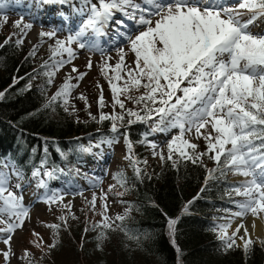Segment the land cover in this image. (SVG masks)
Returning <instances> with one entry per match:
<instances>
[{"label": "snow or ice", "instance_id": "1", "mask_svg": "<svg viewBox=\"0 0 264 264\" xmlns=\"http://www.w3.org/2000/svg\"><path fill=\"white\" fill-rule=\"evenodd\" d=\"M34 2L37 9L54 5L71 7L83 19L75 29L53 26L51 30H41L39 43L32 45L25 60L36 58L46 39L53 41L48 44V59L26 77L14 76L9 88L30 77L20 89L21 92L29 91L33 87L32 81L42 75L45 84L39 86V90L47 95L45 87H51L58 72L66 65H72L71 72L65 75L43 107L59 104L71 115L77 111L73 100L79 99L84 101L87 111L91 107L88 97L84 93L73 97V91L93 68V61L89 56L85 65L88 71H79L72 62L81 50L99 53L100 74L111 93L112 112L103 110L108 101L103 86L97 81L99 112L97 116L88 111V117L100 124L111 122L110 135L97 129L99 139L93 141L92 134H89V144L78 145L77 150L93 154L94 149H102L123 138L125 159L129 161L135 179L142 181L146 173L140 165H146L147 160L135 155L129 129L135 124H143L147 130L138 143L147 144L152 149L153 158L158 157L161 164L170 162L173 168L187 162L203 166L206 156L216 166L208 169L205 188L209 180L226 181L229 172L241 178L229 185L225 192L236 210L224 209L228 215L211 228L220 242L221 251L241 248L248 255L255 245L264 247V238L254 237L245 226V218L249 215L254 218L253 232L256 219L264 223V31H254L264 24V0H236L232 4L226 0H80L78 8L73 0ZM10 6L9 0H0V13ZM117 13L123 18L116 19ZM6 22L7 16H0V24ZM34 23V19L24 22L23 16L14 21L13 27L17 31L4 38L0 49L13 41L14 46L20 48ZM109 25L112 26L111 35L107 31ZM62 31L68 33L63 38L59 36ZM132 31L136 32L134 36ZM102 40L107 48L102 45ZM122 42L127 43V49L116 47L115 62L111 63L114 58L106 53ZM129 52L134 55L132 65L126 60ZM7 91H0V99ZM126 102H131L134 107H127ZM77 122H80L79 117ZM173 130L176 134L171 135L164 148L150 139L154 133L165 134ZM201 138L206 145L203 152L198 151V144L194 142ZM44 152L45 157L33 168L31 177L42 192L41 201L59 207L61 214L57 217L58 223L45 224L53 230L51 243L45 242L34 230L32 232L35 239L30 243L41 251V258L56 247L55 237L61 230L69 229V220L78 219L72 212V201L66 200L67 196H83L84 193V189L70 192L50 187V181L66 173L57 166H48L47 142ZM79 174L76 170V175ZM13 177L18 181L15 185H11ZM112 178L115 184H110L107 191L101 190L99 197L95 191L91 199L84 197L89 211L100 216L97 221H88L86 217L84 228L85 233H95L98 251L104 250L109 232L119 230L137 246L141 244V236L146 239L149 235L138 233L125 223L134 210L131 202L120 200V203L127 204L123 213L108 214L109 194L123 197L130 191L123 171L114 172ZM23 179L24 174L14 161L0 159V240L6 246L0 250V256L4 264H10L15 255L12 249L15 232L29 218V208L22 196L24 185L19 182ZM90 180V187H99V178L91 177ZM117 186L123 191H115ZM13 187L16 191L12 190ZM197 198L199 194L185 204L183 213L189 212V206ZM98 199L99 212L96 210ZM237 218L239 223L233 228V220ZM178 219L168 218L167 228L176 247L177 264H182L181 250L175 244ZM18 259L24 264H38L29 249H24Z\"/></svg>", "mask_w": 264, "mask_h": 264}, {"label": "trees", "instance_id": "2", "mask_svg": "<svg viewBox=\"0 0 264 264\" xmlns=\"http://www.w3.org/2000/svg\"><path fill=\"white\" fill-rule=\"evenodd\" d=\"M9 2L11 6L4 13H0V16L6 15L8 11L17 13L18 10L39 14L40 10L46 8L43 6L37 9L34 0H9ZM73 2L77 8L80 6V0H73ZM56 6L54 5L55 9ZM6 16V24H0V43H3L4 38L10 33L17 31L13 27L12 17ZM19 19L21 16L16 17V20ZM31 47L32 45L24 42L20 48H16L13 41L0 49V91L8 89L4 98L0 99V159H11L24 174L21 182H28L24 193L41 197L42 192L37 188V182L31 177V172L45 157L46 142L48 148L46 158L49 167L57 166L64 169L66 175L61 177L71 180L72 183L78 181L79 177L90 181L91 177L97 178V176L82 169V166L92 164L93 158L89 153L79 152L77 146L81 144L87 146L89 134L99 139L93 130L94 127L110 135L111 122L105 121L100 124L88 117V111L97 116L99 112L96 104L99 92L96 87H93L92 80L87 82L89 92L86 94L91 107L85 111L84 101L76 99L74 104L77 111L71 115L66 113L59 104L51 108L43 107L47 98L63 81L59 82L57 87H45L47 95L39 90V86L45 84V77L42 75H37V78L32 81L33 87L29 91L21 92L20 89L25 87L30 77L9 88L14 76L26 77L33 72L34 68H39L35 58L25 60ZM106 100L108 104L103 110L111 113V93ZM126 104L129 108L134 107L131 102ZM116 110L119 111V108ZM77 117L80 122H77ZM146 130L147 126L143 124H135L129 129L135 155L141 160H147L146 165H140L145 169V176L142 181L136 180L130 168L128 174L130 191L123 197L110 194L119 201H128L134 205L131 218L125 223L138 233L149 235L146 239L141 236V244L137 246L119 230L109 232L110 238L106 242L111 245L110 264H177L176 247L171 242L167 228L168 218H179L176 225L175 244L181 250L182 264H264V247L255 245L248 255L238 248L223 252L215 233L211 231L214 226L211 220L214 212L233 206L229 198L225 196L228 186L234 184L227 182L229 173L226 181L209 180L205 188L207 171L216 166L206 156L203 158V166L199 163L194 165L187 162L181 163L178 168H173L170 162H165L157 167L153 160L148 158L147 144L138 143ZM168 134L170 133H154L150 139L158 142L166 138ZM58 148L60 151H57ZM200 149L198 147V151ZM61 153L64 155L62 156ZM76 170H79V175H76ZM49 183L50 187L58 185V179ZM202 188L204 191H201ZM115 191H123V189L116 187ZM198 194L199 198L189 206V212L183 213L185 204L192 201ZM82 203L87 212L89 209L84 199ZM97 220L93 218L92 221ZM84 228L77 239L71 237L72 249L79 259L77 264H83L84 261V256L79 257V255L84 252L89 253ZM45 256L48 257L47 254ZM41 264L58 263L50 258L47 263Z\"/></svg>", "mask_w": 264, "mask_h": 264}, {"label": "rangeland", "instance_id": "3", "mask_svg": "<svg viewBox=\"0 0 264 264\" xmlns=\"http://www.w3.org/2000/svg\"><path fill=\"white\" fill-rule=\"evenodd\" d=\"M226 2L232 4L235 3L236 0H226ZM58 7H57L58 9H56L57 13L55 17H52L51 14H48L43 11H40L38 15L36 14L29 15L25 11H21V10H18L17 13L8 11L6 15L12 17L11 20L12 22L16 21V17L18 18V16H23L24 22H30L33 19L35 20L33 28L29 31V34L25 39V43H27L28 45H33L39 43L38 33L41 30L48 31L51 30L53 26L65 27V28H68L69 26L72 29H75L82 22L83 18L78 14L74 13L73 9H69L68 7L64 8L60 5ZM62 12L64 14L63 16L61 15ZM65 17H67V20L65 19ZM119 17H121V15L117 13L116 19H120ZM254 31H264V24L260 25L258 29H254ZM67 34H68L67 31H62L59 33V36L63 38ZM131 34L134 36L136 32L132 31ZM50 43H53V41H49L46 39V42L41 46L37 54V57L35 58V62L37 64L41 65L44 60L48 59L49 57L48 44ZM102 45L105 46L106 48L108 47V45L107 46L105 45L104 41ZM120 46H123L127 49V43L122 42L121 44L112 46L111 51L106 53L113 56L114 59L111 61V63L115 62V58H116L115 49L116 47H120ZM73 47H75V45H73ZM89 56H91L94 65L90 71H88L85 68ZM100 60L101 57L99 53L92 54L86 50L79 51L77 58L72 62V64H74L79 71H88V75L80 83V86L77 89H74L73 97L77 96L79 93H84L86 95L89 92V85L87 82L89 80H92L93 87H96V82L99 81V83L103 86L105 97L107 99L109 98L110 91L108 88V84L100 74V68H99ZM126 60L129 65H132L134 61V55L129 52ZM71 67L72 65H66L62 70L58 72L57 76L54 79L52 85L53 87L55 86L57 87L59 82L63 81L65 75L71 72ZM75 100L76 99L73 100V103H75ZM93 130L96 132L97 130L96 127H94ZM173 134H176V130H173L172 133L168 134L166 138L155 143H157L160 146V148H164L167 143V140L170 139L171 135ZM91 139L93 141L98 140L96 139L95 136H91ZM194 142L197 143L198 147L201 148L200 149L201 152L206 147L205 141L202 138L198 140H194ZM88 144H89V135L87 140V145ZM151 152L152 149L149 147L147 154L148 158L153 160V162L155 163V165H157V167H160L161 162L159 161V158L158 157L153 158ZM90 155L93 158L92 164L85 166L83 165L82 169L87 170L88 172H92V174L96 175L97 178L100 179L99 187L96 188L90 187L89 185L91 183V180L88 181L83 177H79V179H77L78 181L72 183L71 180L69 179L66 180L61 176L58 179V185L56 184L55 186L51 187L54 189L68 190L70 192H75L78 191L79 189H84V193L83 196L71 195V194L67 196L66 200L72 201V212L75 214V216L78 219L76 220L70 219L69 229L61 230L59 235L55 237L56 247L53 248L50 253H47L48 257L44 255L43 258H41V252L39 253L36 250V248L33 247V245L30 243L31 240L35 239V237L32 236V232L34 230L43 237V240L45 242L51 243L53 240V235H52L53 230L48 227H45V224L58 223L59 221L57 220V217L61 214V210L57 206H49L48 204L42 202L41 197L38 195L34 196V194L24 193L26 187L28 186V182L19 181L22 185H24V187L22 188V196L25 206L29 208V218L25 221L22 228L20 230H17L14 234L12 240V249L15 255L11 258L10 264H24V261L18 259V257L22 255L24 249H29L33 253V258L38 262V264L47 263L50 258L56 261L58 264H72V263L77 264L79 259H78V255H76L72 249L71 237L77 239L78 236L81 234L82 229L85 226L86 216L88 221H92L93 218L98 220L100 219L99 215H93L89 210H87V212L85 211L82 203L84 197L91 199V195L93 191H95L97 193V196L99 197L101 190L107 191L108 186L110 184H115V181L112 178V174L114 172L123 171L128 179V174L131 168L129 167V161L125 159L126 147L123 138H120L117 142L111 145H105L102 149H94L93 154ZM237 180H239V178L234 177L229 172L228 181H232L236 183ZM17 182H18L17 179L13 177L11 181V185H15ZM12 190L16 191L14 187L12 188ZM18 194L21 193L18 192ZM235 199H239V197H235ZM107 202L109 204L108 214L110 216H115L117 213L122 214L124 208L127 207V204L120 203L119 200L111 194H109ZM81 209H83V211H81ZM229 209H232L233 211L236 210L234 206L230 207ZM96 210L97 212L100 211L99 199L97 200ZM217 211H215L214 214L212 215V222L214 224L223 222L222 218L228 215V213H226L224 209L223 210L219 209ZM88 215L91 216L89 217ZM85 234H86L85 238L87 239L86 242L87 251H89V253L86 254L84 252V254L79 255V257L84 256L83 264H110L112 260L111 258L112 254L109 251L111 245L108 244V242H105L104 250L98 251L94 245L96 244V241L94 239L95 233L88 232ZM256 246H260V245L257 244ZM5 247L6 246L3 244L2 240H0V250L5 249ZM238 249L241 252L243 251L241 248ZM46 252H47V248H46ZM0 264H4L2 256H0Z\"/></svg>", "mask_w": 264, "mask_h": 264}, {"label": "bare ground", "instance_id": "4", "mask_svg": "<svg viewBox=\"0 0 264 264\" xmlns=\"http://www.w3.org/2000/svg\"><path fill=\"white\" fill-rule=\"evenodd\" d=\"M239 179H241L240 177H238ZM253 217H251L250 215L247 216L245 218V226L248 227L249 231L253 233L254 237H262L264 238V223L262 224V222L259 219L255 220V231L253 232L252 229V222H253ZM239 223V218L235 219L233 221V228L235 227V225Z\"/></svg>", "mask_w": 264, "mask_h": 264}]
</instances>
